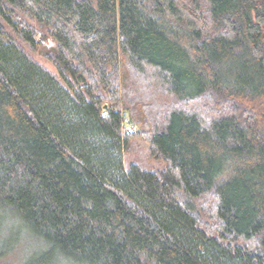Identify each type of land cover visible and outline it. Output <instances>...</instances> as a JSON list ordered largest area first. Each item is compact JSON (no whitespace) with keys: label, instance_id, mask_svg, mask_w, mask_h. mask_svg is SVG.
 Segmentation results:
<instances>
[{"label":"trees","instance_id":"obj_1","mask_svg":"<svg viewBox=\"0 0 264 264\" xmlns=\"http://www.w3.org/2000/svg\"><path fill=\"white\" fill-rule=\"evenodd\" d=\"M48 40L67 87L19 45ZM137 77L157 87L125 91ZM157 94L211 109L154 113ZM122 107L147 109L159 174L123 169ZM18 250L264 264V0H0V262Z\"/></svg>","mask_w":264,"mask_h":264},{"label":"rangeland","instance_id":"obj_2","mask_svg":"<svg viewBox=\"0 0 264 264\" xmlns=\"http://www.w3.org/2000/svg\"><path fill=\"white\" fill-rule=\"evenodd\" d=\"M19 45L34 61L39 63L49 73H51L62 86L67 87L65 82L59 76L58 72L56 71L53 64L49 60L48 54L51 52H54V49H55V45L53 44L51 40L39 43L35 51H32L30 48L20 43ZM120 70L122 69L120 68ZM129 80L130 79L127 78L124 81V84L126 85L129 83L128 88L125 89V91H131V90L133 91V89L137 87L138 90L142 92L140 88H143V90H146L145 87H147L146 91L152 92L153 85H154V89L157 87L156 86L157 83L155 81L152 82V80H151V85L146 83L145 80L140 79L138 77L133 80H130V81ZM150 96H151V103L153 104L152 110L154 113H163L164 109H162V112H160L159 110L163 106L160 104V103H163V101L167 102L173 108H183L184 107L189 112H193L195 108L199 110H202V109L207 110L208 108H210L209 106H211L209 103L207 104L206 102L205 103L201 102L202 100L198 104H193V103L184 104L181 102H177L176 100H174L173 98L169 96L164 97V98H162L158 94L157 96H152V95ZM144 100H145V103L149 101L148 99H145V98ZM193 105H195L196 107H194ZM105 112H106V107L104 106L103 114H105ZM148 115L149 114L147 113V109L142 114H139V112L130 114L126 112L125 109L122 107V110H121L122 127L124 128L125 132H131L134 135L128 143L127 150L122 155V165L125 171H128L131 165H136L144 171L153 172L156 174H159L161 171L166 169V163L160 158L155 157L152 154L151 147L149 146V144L145 143V141H143V139L137 135L141 130H143L142 126L137 124V122H142L145 118H147ZM214 115H216V113H214V111H210L209 113H205L201 116H203L204 119L209 120L210 117ZM202 216L203 218H205L204 215ZM19 259H20V251L18 250L14 252L13 254H11L10 256H8L7 258L3 259L0 262V264H14V263L16 264Z\"/></svg>","mask_w":264,"mask_h":264}]
</instances>
